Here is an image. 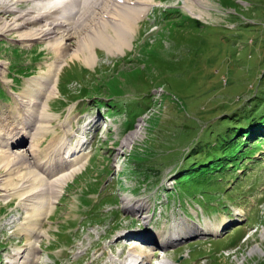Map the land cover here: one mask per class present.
<instances>
[{
    "label": "rangeland",
    "instance_id": "rangeland-1",
    "mask_svg": "<svg viewBox=\"0 0 264 264\" xmlns=\"http://www.w3.org/2000/svg\"><path fill=\"white\" fill-rule=\"evenodd\" d=\"M208 1L213 8L193 14L186 0H153L130 46L116 55L97 47L93 66L69 50L49 102L54 132L35 142L21 139L26 131L13 136L26 105L46 111L48 97L36 89L59 57L48 43L21 41L20 32L0 35L1 155L37 141L47 151L70 120V145L80 142L89 156L37 222L13 194L32 177L29 168L0 170V264L16 261L32 226L44 234L38 264H130L147 239L141 232L157 243L184 221L181 235L153 245L162 255L145 264L163 256L171 264H264V125L235 137L264 115V0ZM207 155L210 166H191ZM126 199L145 211L129 209ZM220 227L222 235L212 234Z\"/></svg>",
    "mask_w": 264,
    "mask_h": 264
},
{
    "label": "bare ground",
    "instance_id": "bare-ground-1",
    "mask_svg": "<svg viewBox=\"0 0 264 264\" xmlns=\"http://www.w3.org/2000/svg\"><path fill=\"white\" fill-rule=\"evenodd\" d=\"M185 4V8L193 14H195L193 8L196 6L205 4L212 7L208 0H186ZM153 5H155L153 0H0V15H15L14 23L7 22L3 19L4 17H0V35L9 32H20L21 37L23 36L20 38L21 41L25 43L34 41L48 43L50 47L48 49L53 53H57L56 55L59 57V60L52 64L49 73L45 77L39 78V88L36 89L43 96L48 97L44 103L48 104L46 111H41L38 104L33 107L26 105L24 110L21 107L24 115L21 113V118L24 121L23 129L20 128L15 131L14 139L16 135L26 131L21 139L27 138L35 142L41 136V132H45L43 134L45 136L55 128L56 125L53 124L55 117L50 111L49 102L58 96V81L63 67L67 64L63 61H65L66 53L69 50L72 51L75 47L73 54H78V59L84 56L85 61L83 63L86 66H93L97 63V47L104 48L109 54H122L131 44V39L137 29L136 25L143 20ZM13 6H17V8L13 10ZM27 6H30L27 12L20 11V8L23 9ZM41 9L45 12L39 13ZM202 18L205 17L203 16L200 19ZM28 28L32 29L28 32ZM74 40H76V43L72 42ZM35 95L37 96V94ZM34 96L31 97L34 98ZM93 123L94 127L100 125L94 121ZM69 125L70 120L59 124L63 128V133L61 136L57 135L56 138L55 136L52 138L49 145L47 144L49 146L47 151H41L42 144L37 141L38 144L32 142L34 145H30L29 148H21L22 151H8L2 155L0 153V157H2L0 158V170H12L11 173H13L25 166L32 173V177H28L20 185H24L22 191L18 190L13 194L19 195L21 207L23 206L27 211V216L36 222L40 221L41 218L50 216L69 181L83 170L84 163L88 161L86 158L89 159L86 153H81L83 150L80 142H77L75 146L70 145ZM137 132L130 134L131 136L129 135L124 140L123 145L128 146L131 144L130 142L135 138L134 135L137 134L138 136ZM58 143L60 144L56 149ZM11 145H13V142ZM6 160L7 162H5ZM0 189L4 190V186H1ZM4 194L1 195L4 196ZM125 205L135 212H143L146 209L144 204H133L128 199H126ZM141 217L145 220L146 216ZM189 224V222L184 221L183 227L175 229L163 240L158 239L157 243H155L157 240L156 235L141 232L140 236L142 235L143 239H147L144 241L140 238L145 243L140 246L139 251L133 250L130 253V264H144L146 261L151 260V256L158 253L152 250L155 248L154 244L159 243L158 245L165 246V244L172 242L177 236L181 235L180 230ZM218 231L219 229L212 234H217ZM26 235L28 236L26 248H19L15 256L11 258L16 259L17 263L20 264H38V254L42 249L39 241L41 237H44V234L32 226L29 231L26 230ZM138 258L140 259L138 260ZM166 259V257H163L158 264H171ZM16 261L13 264H16Z\"/></svg>",
    "mask_w": 264,
    "mask_h": 264
},
{
    "label": "trees",
    "instance_id": "trees-1",
    "mask_svg": "<svg viewBox=\"0 0 264 264\" xmlns=\"http://www.w3.org/2000/svg\"><path fill=\"white\" fill-rule=\"evenodd\" d=\"M259 125V129H260V126H262V125H264V115H261V116H259V117H257V118H254L253 120H251L250 122H249V126L248 127H241L240 129H239V132H237L236 133V138L237 137H239L240 139H241V136L243 135H245V133H248V132H246L245 130H247L250 126H254V127H256V126H258ZM254 129V128H253ZM258 129V130H259ZM261 135V134H260ZM246 136V135H245ZM247 137V136H246ZM238 139V138H237ZM243 140V139H242ZM248 140V139H247ZM246 139H245V141H247ZM208 158V155L206 156V157H203V156H200V157H198V158H196V161H194L193 163H192V165L191 166H195L196 165V163H197V161L199 162H203V164H200V166L199 167H205V166H210L211 165V161L212 160H209V161H205L206 159ZM216 161H219V160H216Z\"/></svg>",
    "mask_w": 264,
    "mask_h": 264
}]
</instances>
